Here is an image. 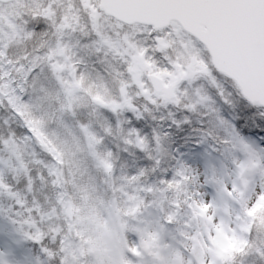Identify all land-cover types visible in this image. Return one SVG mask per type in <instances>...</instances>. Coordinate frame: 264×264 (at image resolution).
<instances>
[{
	"label": "snow or ice",
	"instance_id": "1",
	"mask_svg": "<svg viewBox=\"0 0 264 264\" xmlns=\"http://www.w3.org/2000/svg\"><path fill=\"white\" fill-rule=\"evenodd\" d=\"M0 264H264V0H0Z\"/></svg>",
	"mask_w": 264,
	"mask_h": 264
}]
</instances>
